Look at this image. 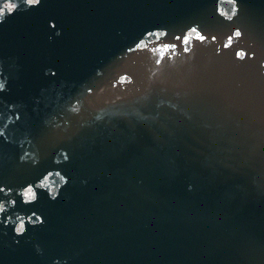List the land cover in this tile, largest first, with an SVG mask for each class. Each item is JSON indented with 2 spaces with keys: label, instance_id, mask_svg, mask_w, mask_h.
Wrapping results in <instances>:
<instances>
[{
  "label": "water",
  "instance_id": "obj_1",
  "mask_svg": "<svg viewBox=\"0 0 264 264\" xmlns=\"http://www.w3.org/2000/svg\"><path fill=\"white\" fill-rule=\"evenodd\" d=\"M4 2L0 264H264V0Z\"/></svg>",
  "mask_w": 264,
  "mask_h": 264
},
{
  "label": "snow or ice",
  "instance_id": "obj_2",
  "mask_svg": "<svg viewBox=\"0 0 264 264\" xmlns=\"http://www.w3.org/2000/svg\"><path fill=\"white\" fill-rule=\"evenodd\" d=\"M40 2H41V0H26V3H27L28 5H38ZM2 4H3V7H0V15H2V14L4 13L5 10H7L8 12H12V11L15 9V7H16V4H15V3H12V2H4V0H3V3H2ZM192 31L195 32L196 29H192ZM161 35H163V33H161ZM235 35H236V36H239V35H240V32L237 31V32L235 33ZM199 38H200L201 40L205 39L204 36H200ZM177 39H179V37H177ZM183 42H184V44H188V40H187V39H185ZM228 43H229V44L231 43V37L229 38ZM227 46H228V45L226 44L225 47H227ZM173 47H175V45H173ZM164 51H168V49L165 48ZM184 51H188V48H185ZM161 55H163V53H161ZM243 55H244L243 53H237V56H238V57L243 56ZM159 62H160V61H157V63H159ZM61 179H63V178H61ZM45 180H47V177H45ZM0 190H2V189H0ZM25 195L28 197L29 200H31V199L34 198V194H33L31 188H29V189L26 190ZM0 210H2V207H0ZM38 219H39V218L37 217V220H38ZM23 227H24V226H23V223L21 222L20 226L17 227L16 231H17V232H22V231H23Z\"/></svg>",
  "mask_w": 264,
  "mask_h": 264
},
{
  "label": "clouds",
  "instance_id": "obj_3",
  "mask_svg": "<svg viewBox=\"0 0 264 264\" xmlns=\"http://www.w3.org/2000/svg\"><path fill=\"white\" fill-rule=\"evenodd\" d=\"M53 199H55V197H53Z\"/></svg>",
  "mask_w": 264,
  "mask_h": 264
}]
</instances>
